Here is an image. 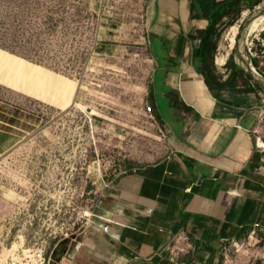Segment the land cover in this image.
Here are the masks:
<instances>
[{
    "label": "rangeland",
    "instance_id": "1",
    "mask_svg": "<svg viewBox=\"0 0 264 264\" xmlns=\"http://www.w3.org/2000/svg\"><path fill=\"white\" fill-rule=\"evenodd\" d=\"M260 10L264 0L241 12L232 48L231 27L223 32L215 66L234 52L264 81V21L251 28ZM160 13L161 0H0V97L32 123L0 158V238L15 250L44 246L55 260L104 224L117 178L172 151L148 103ZM252 41L259 56L248 52ZM106 42L115 45L109 55ZM262 100L263 111V92ZM253 254L230 246L221 260Z\"/></svg>",
    "mask_w": 264,
    "mask_h": 264
},
{
    "label": "crops",
    "instance_id": "2",
    "mask_svg": "<svg viewBox=\"0 0 264 264\" xmlns=\"http://www.w3.org/2000/svg\"><path fill=\"white\" fill-rule=\"evenodd\" d=\"M206 25L191 18L189 0H161L154 36L164 48L148 103L173 149L117 178L104 224L60 247L52 264H264V90L251 80L231 92L209 89L197 62V31ZM114 47L104 43L101 54ZM225 64L216 70L223 74ZM31 125L30 113L0 97V158ZM230 246L254 254L222 262Z\"/></svg>",
    "mask_w": 264,
    "mask_h": 264
},
{
    "label": "trees",
    "instance_id": "3",
    "mask_svg": "<svg viewBox=\"0 0 264 264\" xmlns=\"http://www.w3.org/2000/svg\"><path fill=\"white\" fill-rule=\"evenodd\" d=\"M191 18L206 20L207 25L204 30L197 31V38L200 39L199 56L197 62L199 71L204 75L210 90L220 91L227 88L233 91L238 83L242 81L243 85H248L245 81L251 80L257 89H264L253 81L249 74L240 66L234 57V52L230 54L225 64L226 71L221 74L214 65V58L217 52L218 42L223 32L234 25L241 12L244 9H254L262 3L263 0H189ZM164 45L158 41V38H150L149 54L158 59L163 52ZM247 93L249 91L248 86Z\"/></svg>",
    "mask_w": 264,
    "mask_h": 264
},
{
    "label": "built area",
    "instance_id": "4",
    "mask_svg": "<svg viewBox=\"0 0 264 264\" xmlns=\"http://www.w3.org/2000/svg\"><path fill=\"white\" fill-rule=\"evenodd\" d=\"M260 41V38H257ZM248 52L253 57L259 56L254 50L253 41L247 44ZM252 70L258 77L263 75L257 72L252 66ZM54 252H48L44 246L31 247L28 249H16L14 245H9L0 238V264H52Z\"/></svg>",
    "mask_w": 264,
    "mask_h": 264
},
{
    "label": "bare ground",
    "instance_id": "5",
    "mask_svg": "<svg viewBox=\"0 0 264 264\" xmlns=\"http://www.w3.org/2000/svg\"><path fill=\"white\" fill-rule=\"evenodd\" d=\"M263 18H264V16L261 17V18H259V19H257V20H255V21H253V23L251 24V28H256V27H258L259 22H263V21H264ZM261 24H262V23H261ZM263 28H264V26H263ZM237 30H238L237 27H236V26H233V27H231V28L229 29V32H227L228 34H227V36H226V39H227V41L229 42V46H230V48H232L233 45H234L235 38H236V34H237ZM249 32H250V31H249ZM251 34H253V33H251ZM248 43H249V42H248ZM224 60H225V56H224V55H220V56L217 57V61H218L219 63H223ZM87 113H91V109H88V110H87Z\"/></svg>",
    "mask_w": 264,
    "mask_h": 264
},
{
    "label": "water",
    "instance_id": "6",
    "mask_svg": "<svg viewBox=\"0 0 264 264\" xmlns=\"http://www.w3.org/2000/svg\"><path fill=\"white\" fill-rule=\"evenodd\" d=\"M263 14H264V10H260V11L258 12V14H257V17H260V16H262ZM251 21H252V18H250L249 20H247V21L245 22V24L242 26L241 30H243L244 27L249 26V24L251 23ZM235 54H239L237 48L235 49ZM242 64H244V66H245V70L247 71V73H249V74L255 79V81H256L258 84H260L262 87H264V81H262L261 79H259L257 76H255L256 74H254L253 72L250 71V69H252L251 66L248 65V63H246V62H244V61H242Z\"/></svg>",
    "mask_w": 264,
    "mask_h": 264
}]
</instances>
